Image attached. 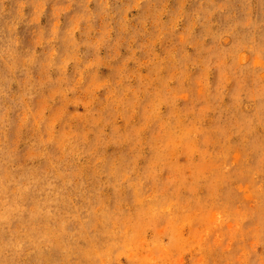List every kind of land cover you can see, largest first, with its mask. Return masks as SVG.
Wrapping results in <instances>:
<instances>
[{
  "label": "rangeland",
  "instance_id": "obj_1",
  "mask_svg": "<svg viewBox=\"0 0 264 264\" xmlns=\"http://www.w3.org/2000/svg\"><path fill=\"white\" fill-rule=\"evenodd\" d=\"M0 264H264V0H0Z\"/></svg>",
  "mask_w": 264,
  "mask_h": 264
}]
</instances>
